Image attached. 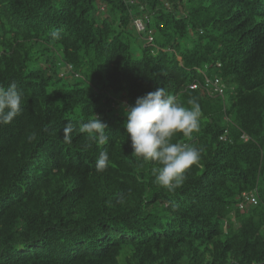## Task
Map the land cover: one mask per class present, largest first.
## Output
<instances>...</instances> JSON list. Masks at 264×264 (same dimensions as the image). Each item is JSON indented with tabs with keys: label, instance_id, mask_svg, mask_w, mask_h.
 <instances>
[{
	"label": "trees",
	"instance_id": "trees-1",
	"mask_svg": "<svg viewBox=\"0 0 264 264\" xmlns=\"http://www.w3.org/2000/svg\"><path fill=\"white\" fill-rule=\"evenodd\" d=\"M11 83L25 103L0 127V264H264V0H0ZM157 87L202 111L173 137L202 153L172 190L123 127ZM93 114L105 145L78 131Z\"/></svg>",
	"mask_w": 264,
	"mask_h": 264
},
{
	"label": "clouds",
	"instance_id": "clouds-1",
	"mask_svg": "<svg viewBox=\"0 0 264 264\" xmlns=\"http://www.w3.org/2000/svg\"><path fill=\"white\" fill-rule=\"evenodd\" d=\"M52 39H59L56 32ZM24 92L15 83L4 87L0 84V127L10 124L24 110ZM187 105L179 103L176 97L164 87L138 97L132 106H125L126 120L123 124L131 142L132 154L144 161L155 162L153 167L155 182L172 190L180 187L187 171L198 165L202 149L196 145L173 143V137L180 133L190 137L200 128L202 111L195 97L187 100ZM107 125L95 114L87 122L79 125L78 131L98 145H105L109 137L105 134ZM74 131L70 122L62 130L64 142L71 143ZM108 151L102 150L95 162L96 171L102 172L110 166Z\"/></svg>",
	"mask_w": 264,
	"mask_h": 264
},
{
	"label": "built area",
	"instance_id": "built-area-1",
	"mask_svg": "<svg viewBox=\"0 0 264 264\" xmlns=\"http://www.w3.org/2000/svg\"><path fill=\"white\" fill-rule=\"evenodd\" d=\"M136 25H137L138 29H141V26H140L139 23H136ZM197 87H198L197 84H192V85H190L189 88L192 89V90H194ZM205 87H207V88L209 87L214 92L219 91V93H221L220 86H219V81L218 80H215L213 83L210 82V81H206ZM252 202H253V200H252Z\"/></svg>",
	"mask_w": 264,
	"mask_h": 264
},
{
	"label": "rangeland",
	"instance_id": "rangeland-1",
	"mask_svg": "<svg viewBox=\"0 0 264 264\" xmlns=\"http://www.w3.org/2000/svg\"><path fill=\"white\" fill-rule=\"evenodd\" d=\"M136 54H138V52L136 51ZM137 56V55H136Z\"/></svg>",
	"mask_w": 264,
	"mask_h": 264
}]
</instances>
